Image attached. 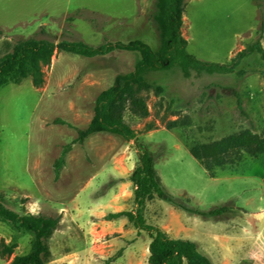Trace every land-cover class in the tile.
I'll return each instance as SVG.
<instances>
[{
	"label": "rangeland",
	"instance_id": "374dc122",
	"mask_svg": "<svg viewBox=\"0 0 264 264\" xmlns=\"http://www.w3.org/2000/svg\"><path fill=\"white\" fill-rule=\"evenodd\" d=\"M156 1L0 0V59L17 41L31 37L94 48L140 41L159 52L165 33ZM183 5L182 35L188 52L201 61L229 63L261 36L264 0H185ZM261 44L264 48V33ZM139 59L120 51L92 59L55 51L51 65L38 60L41 88L28 77L0 89L3 206L20 216L59 221L48 242V264H148L149 235L138 234L125 218L110 217L136 209L130 180L138 164L134 142L95 135L73 145L55 170L77 131L93 120L99 94L118 76L133 72ZM237 72L245 75L184 72L178 65L147 73L148 113L140 119L127 107L124 120L154 154L161 183L182 207L229 209L224 216L204 218L156 200L143 209L146 223L169 238L180 224L186 231L179 239L197 244L212 264H264V155L254 159L240 153L212 178L190 156L194 146L245 131L264 137V62L255 54ZM235 95L242 98L245 114ZM33 242L32 234L0 223V264L28 255ZM3 246L12 247L13 255L3 256Z\"/></svg>",
	"mask_w": 264,
	"mask_h": 264
},
{
	"label": "trees",
	"instance_id": "16d2710c",
	"mask_svg": "<svg viewBox=\"0 0 264 264\" xmlns=\"http://www.w3.org/2000/svg\"><path fill=\"white\" fill-rule=\"evenodd\" d=\"M185 0H157L156 7L162 17V28L165 41L159 52H154L148 45L140 41L123 43H105L99 47H91L83 42L70 43L61 41L58 44L48 39L31 37L20 39L16 42L11 53L0 59V89L9 83L20 85L21 82L32 77L34 87H42L43 74L38 64L51 65V58L55 51L60 53L80 56L86 59L108 56L113 52L137 53L140 56L134 71L120 75L113 86L102 92L95 100L94 118L86 129L77 131V139L72 145L67 146L56 163L58 172L64 164L65 155L73 145H83L85 141L98 134L114 135L127 143L134 142L138 155V164L131 175V182L135 186L134 204L135 211L122 212L111 215L112 219L125 218L134 229L147 233L150 238L148 264H212L211 260L199 252L197 244L191 241L169 238L161 229L146 223L143 209L146 204L156 200L165 201L176 208H184L175 198L170 196L161 183L156 172V159L154 154L139 141L136 134L125 123L124 115L127 107L131 114L143 119L148 113L144 93L151 91V86L144 80V75L151 72H167L174 65H178L184 72L194 71L210 75L228 76L244 72H237L242 62L257 54L264 62V48L261 36L264 33V23L260 26L259 39L239 52L229 63L216 64L197 59L188 52V41L182 35L183 13ZM71 22L74 20L69 19ZM42 34L45 31L40 30ZM28 67L27 75L16 78V74ZM238 108L243 112V100L235 95ZM56 126H67L62 121H56ZM245 153L257 159L264 155V137L252 131H245L223 138L222 140L206 145L194 146L190 156L198 161L209 177L214 176V170L231 164L234 156ZM58 174V173H57ZM4 197L0 194V223L8 224L12 228L32 234L34 242L30 253L26 256L16 257L10 264H48L51 252L48 242L57 230L59 221L54 218L34 215H17L3 206ZM185 209V208H184ZM182 209V210H184ZM185 211L204 218H216L228 214L226 207L215 208L209 212ZM3 256H12L13 248L3 246Z\"/></svg>",
	"mask_w": 264,
	"mask_h": 264
},
{
	"label": "crops",
	"instance_id": "0c3cea01",
	"mask_svg": "<svg viewBox=\"0 0 264 264\" xmlns=\"http://www.w3.org/2000/svg\"><path fill=\"white\" fill-rule=\"evenodd\" d=\"M166 189V188H165ZM170 213H172V215H174L173 217H177L173 212H170ZM115 214H117V213H115ZM178 221V220H177ZM179 226H180V228H179V232L178 231H176L177 232V234L176 235H172V238L171 239H175V240H177V239H179V238H181V237H183L184 236V233H185V231H186V229L183 227V226H181L180 224H179ZM181 240H183V239H181ZM186 241H188V240H186Z\"/></svg>",
	"mask_w": 264,
	"mask_h": 264
}]
</instances>
